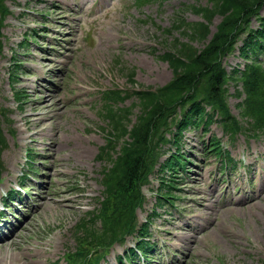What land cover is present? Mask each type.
<instances>
[{"label": "rangeland", "instance_id": "rangeland-1", "mask_svg": "<svg viewBox=\"0 0 264 264\" xmlns=\"http://www.w3.org/2000/svg\"><path fill=\"white\" fill-rule=\"evenodd\" d=\"M7 2L12 12L3 28L0 104L12 111L14 136L7 134L8 147L2 154L4 169L0 178L5 187L18 189L21 181L28 187L21 190L20 195L13 192L17 206L11 211L16 218L10 215L1 219V223L6 222L2 228L6 234L0 236L7 240L11 230L15 233L14 242L1 247L0 255L9 261V256L18 255L21 247L31 248L43 240L44 254L24 264H50L55 259H60L58 264H65L63 252L74 248L75 225L100 194V169L109 164L107 157L98 158L107 141L106 124L101 115L102 91L130 87L129 69H134V80L140 86L167 82L172 71L158 55L169 51L174 38H184L178 30L166 33L163 29L171 27L180 12L187 21L200 19L191 9L179 10L188 4L204 6L207 0H154L139 8H133V0ZM217 22L218 18L212 20V29ZM42 24L47 32H41ZM32 28L45 35L38 36L43 48L34 45L30 48L32 55L24 60L27 74L20 76L18 85L26 97L24 103L17 106L7 70L12 53L22 52L19 42L23 34ZM192 43L198 49L205 44L197 40ZM223 61L227 62L228 70L241 62L233 56ZM233 88V85L229 87L231 92ZM47 93H57V107L60 104L64 109L50 111L54 121L43 125L50 126L49 134L33 140V122L24 124V119ZM237 101L232 96L229 98L234 115H238ZM130 102L127 100L125 105ZM20 129H26L23 139H19ZM56 130L62 142L53 148L50 145ZM77 131L91 148L88 159L81 153ZM213 136L240 163L235 178L228 182L216 170L217 159L206 160L203 154L205 141ZM254 143L259 144L255 150ZM30 148L36 153L37 163L33 168L26 162V149ZM247 149L253 155L250 161ZM181 151L188 159L185 168L178 167L176 172L164 176L183 185L186 189L177 193H185V197L173 204L165 202L167 208L161 209L160 215L152 221V236L175 251L173 257L165 258L164 264H261L264 260V199L255 206L240 208L238 204L264 190V181L257 178L264 177V134L247 137L241 132L230 141L219 126L212 124L201 141L197 133L186 130ZM227 166L233 169L230 161ZM22 171L28 174L24 180L20 177ZM197 171L201 175L194 183ZM151 179V184L143 189L145 211L155 202L154 192L159 185L155 176ZM240 186L244 191H240ZM43 200L46 202L42 205ZM232 201L237 204L236 208L223 211ZM138 214L142 218L145 212ZM188 220L192 224L189 229ZM166 222H170L169 226ZM195 234L198 235L195 247L186 246L187 240ZM121 250L115 245L101 264H118L115 256ZM133 258L135 262L140 260L138 256Z\"/></svg>", "mask_w": 264, "mask_h": 264}, {"label": "trees", "instance_id": "trees-1", "mask_svg": "<svg viewBox=\"0 0 264 264\" xmlns=\"http://www.w3.org/2000/svg\"><path fill=\"white\" fill-rule=\"evenodd\" d=\"M210 7H194V11L209 22L215 14L223 15L221 25L212 38L199 49L188 41H176L172 49L162 55V59L168 61L172 67V78L166 85L156 87L154 90H140L136 92V101L127 107L112 109L108 106L109 119L114 123V129H118V138L122 140L120 155L114 160L113 167L104 174L103 182L106 190H113L118 184L124 187L133 182L146 166L140 150L145 145L148 133L154 125V117L162 116L161 130L169 129V125L176 120L177 108L189 104L191 97L200 98L202 102L210 105H218L224 100L222 85L228 80V76L219 70L217 58L227 49L234 28L248 18L260 0H210ZM6 13L3 0H0V22ZM205 21L189 22L184 25L178 23V28L190 40H204L209 32ZM259 51L257 54H261ZM256 54V55H257ZM251 65L234 79L241 80L242 86L249 96L250 90L263 86L262 79L255 76L257 71L264 72V67L257 57ZM134 73L130 72L129 80ZM254 104L246 99L244 101V114L254 120L255 125H264V114L258 103V96L252 95ZM182 100V103L179 102ZM161 101H165L161 104ZM192 105V104H191ZM134 108H138L137 123L130 126V114ZM203 107H194L193 113L202 114ZM162 135L158 132V135ZM128 136V138L126 137ZM120 159V160H119ZM119 160V163H117ZM148 165V163H147ZM147 177H144L145 182ZM140 184V182H139ZM117 227V226H116Z\"/></svg>", "mask_w": 264, "mask_h": 264}, {"label": "bare ground", "instance_id": "bare-ground-1", "mask_svg": "<svg viewBox=\"0 0 264 264\" xmlns=\"http://www.w3.org/2000/svg\"><path fill=\"white\" fill-rule=\"evenodd\" d=\"M57 94H46L45 97H42V99L32 108L33 112L29 113L27 115L28 119H33L35 121H38L37 124L34 126L35 128V134H38L41 132L40 125L43 124L46 120L50 119L52 116L50 114V111L53 110L54 106H57V103H53V100L56 98ZM39 108H46L47 111L45 113H41L38 109ZM27 120H25L24 123H26ZM24 132V131H23ZM45 134H48V131L45 132ZM78 139L81 141L80 143V149L81 153L84 154L85 156H90L91 155V148L89 147L88 143L86 142V139L79 136ZM198 175V174H196ZM255 197H250L248 198L247 202L255 201ZM246 202V203H247ZM187 227H191V224L188 223ZM11 242L8 243L11 244ZM0 247H3L1 245ZM42 246L40 243H38L35 247H33L31 250L26 249V248H21L19 251L18 255H10L9 256V261L5 262L3 257H0V264H23V261L27 259L29 256L32 255V253L36 250H42Z\"/></svg>", "mask_w": 264, "mask_h": 264}]
</instances>
